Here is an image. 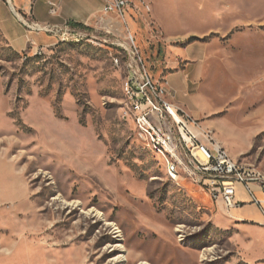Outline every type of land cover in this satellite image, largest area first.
I'll use <instances>...</instances> for the list:
<instances>
[{
  "label": "rangeland",
  "instance_id": "1",
  "mask_svg": "<svg viewBox=\"0 0 264 264\" xmlns=\"http://www.w3.org/2000/svg\"><path fill=\"white\" fill-rule=\"evenodd\" d=\"M144 1L151 26L130 25L151 74L175 103L184 80L180 108L264 177V0ZM103 19L22 53L0 31V264H264L223 201L136 141L124 34Z\"/></svg>",
  "mask_w": 264,
  "mask_h": 264
},
{
  "label": "built area",
  "instance_id": "2",
  "mask_svg": "<svg viewBox=\"0 0 264 264\" xmlns=\"http://www.w3.org/2000/svg\"><path fill=\"white\" fill-rule=\"evenodd\" d=\"M37 1L31 0L32 4ZM99 1L103 3L101 14L107 28L124 34L117 44L121 53L114 57V63L125 72L123 115L135 125L136 141L161 159L173 181H178L181 175L192 178L214 201H223L228 209L240 206L237 187L244 186L252 203L261 210L264 225V177L234 159L211 131L174 102L167 81L156 80L151 74L130 25L137 20L151 26L148 20L153 12L151 5L144 0ZM48 6L51 16L59 15L60 2L51 1ZM28 28L37 33L57 30L37 23L29 24ZM254 186L260 188L262 198L256 196Z\"/></svg>",
  "mask_w": 264,
  "mask_h": 264
},
{
  "label": "crops",
  "instance_id": "3",
  "mask_svg": "<svg viewBox=\"0 0 264 264\" xmlns=\"http://www.w3.org/2000/svg\"><path fill=\"white\" fill-rule=\"evenodd\" d=\"M61 3V9L58 16H51L49 11V2ZM48 9L50 19L45 18L44 11ZM103 3L99 0H38L32 4L31 0H0V31L8 43L9 47L15 52L22 53L30 48L39 46L41 42L50 43L51 39L55 36L45 37L42 33L33 32L28 28L31 23H37L41 25H49L55 28H61L65 30L66 26H71V23L82 24L90 27L97 24L103 19L101 14ZM133 25L134 32L139 34L140 27L136 23ZM65 27V28H64ZM72 27V26H71ZM175 55H183V52L175 50ZM178 76V75H177ZM172 77V76H171ZM171 88L177 93V105H184V91L186 84L184 80L179 78H171ZM181 84L182 90L177 91L173 86L174 84ZM182 94V97H181ZM184 94V95H183ZM180 96V97H179ZM3 161L8 162L11 170L21 178L22 185L27 195L30 198V188L26 180L25 171L18 167L16 161L12 158ZM237 201L240 202V206L234 209H226V212L232 216L229 221L232 224L231 227H240L241 230L249 232L251 235L252 246L260 251L262 256L264 255V225L263 214L261 210L252 203L251 195L246 191L244 186L238 185L237 187ZM256 196L262 198L261 190L258 186L253 187ZM12 199V198H11ZM9 199L8 202L11 201ZM7 199L0 198V205L6 203ZM7 202V203H8ZM216 222V219H215ZM223 226L228 228L227 226Z\"/></svg>",
  "mask_w": 264,
  "mask_h": 264
},
{
  "label": "trees",
  "instance_id": "4",
  "mask_svg": "<svg viewBox=\"0 0 264 264\" xmlns=\"http://www.w3.org/2000/svg\"><path fill=\"white\" fill-rule=\"evenodd\" d=\"M72 27H75V28H84L85 26L82 25V24H77V23H71L70 24Z\"/></svg>",
  "mask_w": 264,
  "mask_h": 264
}]
</instances>
